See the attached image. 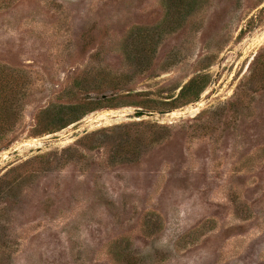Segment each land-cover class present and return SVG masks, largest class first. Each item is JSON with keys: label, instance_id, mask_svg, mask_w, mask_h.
<instances>
[{"label": "rangeland", "instance_id": "1", "mask_svg": "<svg viewBox=\"0 0 264 264\" xmlns=\"http://www.w3.org/2000/svg\"><path fill=\"white\" fill-rule=\"evenodd\" d=\"M0 67V264H264V0H0Z\"/></svg>", "mask_w": 264, "mask_h": 264}, {"label": "trees", "instance_id": "2", "mask_svg": "<svg viewBox=\"0 0 264 264\" xmlns=\"http://www.w3.org/2000/svg\"><path fill=\"white\" fill-rule=\"evenodd\" d=\"M11 76L6 73L4 68L0 67V147L6 148L4 142L10 132H12L20 120V106L13 98L20 94V89L7 78ZM203 79L196 78L181 92L178 101L190 98H198L205 89ZM93 102L85 103V105H54L42 113L47 118L46 132L55 133L69 125L79 121L89 112H93ZM98 108V107H97ZM4 146V147H2Z\"/></svg>", "mask_w": 264, "mask_h": 264}]
</instances>
